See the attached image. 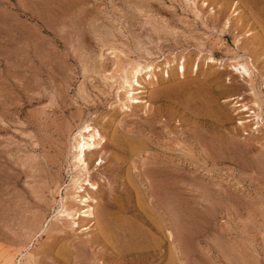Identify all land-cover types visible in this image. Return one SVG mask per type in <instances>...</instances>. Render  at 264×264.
Returning a JSON list of instances; mask_svg holds the SVG:
<instances>
[{"label":"rangeland","instance_id":"1","mask_svg":"<svg viewBox=\"0 0 264 264\" xmlns=\"http://www.w3.org/2000/svg\"><path fill=\"white\" fill-rule=\"evenodd\" d=\"M263 16L264 0H0V264H264ZM133 63L152 66L139 104L120 85ZM86 124L106 144L78 174Z\"/></svg>","mask_w":264,"mask_h":264},{"label":"bare ground","instance_id":"2","mask_svg":"<svg viewBox=\"0 0 264 264\" xmlns=\"http://www.w3.org/2000/svg\"><path fill=\"white\" fill-rule=\"evenodd\" d=\"M225 26H227V24ZM263 34H264V32H263ZM210 61L211 62H214V59L213 60L211 59ZM150 64L151 63H149V65L148 64L147 65H141V64L136 63L132 67H129L128 66L129 68L127 67V69H125L122 73H120V74H122V77L120 75V77L122 79L121 80L122 83L120 84L121 85V89L124 90V92L126 94V99H127V102L128 103H130V104H139V103H141L140 98H139L138 95L143 93V91L140 90V89L143 88V86L140 84L139 78H140V76L143 73H145L148 70L152 69V66ZM235 68H236V71L238 70L240 72V74L242 75L243 78L246 79V77L251 76L250 75V68L248 67V65L246 66V65H243V64H241V65L240 64H237V66H235ZM123 69L124 68H122V70ZM186 71H187V69H186V66H185V62L180 63L179 66H178V68H177V74L180 75L183 78L185 76V74H186ZM254 96H257V95L254 94ZM240 100H242V98H240V97H231L228 101H230V102L232 101L234 103V107H236L238 109V112L239 113L252 112L250 110V108L248 107V105L246 103H240L239 102ZM254 102H255V105L257 107H259V105L256 103L258 101L256 100ZM252 115H254L256 117V119L258 120L257 124H259L260 117H259L258 113H256V111H255V112H252ZM248 117H251V116H248ZM257 128H258V126L256 127V129ZM77 134H78L76 136L77 139H75L77 141H75L76 144L74 146L75 154L72 157L74 159L73 161L75 162V166L74 167L78 168V172H77L78 174H80V173L81 174H84V173L89 174L90 171H91L90 161L92 160V158L95 155H98V154H100L102 152V150L104 148V145L106 144V140H105V137L103 135H101V133L99 132V130H97V129L91 127V126H89L88 124H86L83 127H81V129L79 130V132ZM98 160H99V163L97 165H101V163L103 162V159H102V157H100V155L97 158V161ZM74 183H75V185H73V188H75V190H78V193H80V192H83L84 193L85 192V190H83L84 184H82V183L78 184L79 183V179H77V180L75 179V182ZM85 185L86 186L87 185L90 186L91 189H94L95 188V184L91 183L89 180H87V182H86ZM69 195H71V194H69ZM70 197L71 196H69V198ZM72 197H73V195H72ZM77 197H79L78 200H77V203H79L84 208V211L79 212V217H83L85 220H88L89 221L91 219V217L94 215V207L92 206V203L94 202V199H92V197L90 195H86L85 196V194H84V196H77ZM73 198H71L70 201L73 200ZM74 201H76V200H74ZM73 202H71L68 205H66V208L63 211V213L66 214L67 218L68 217H71L73 219L74 218L73 216L74 215L76 216V213L73 215V207L75 205ZM128 233H130V232H128ZM132 238L134 239V237H132ZM130 239H131V237H130ZM130 249L132 250V247L131 246H130ZM2 254H4V253H2ZM10 256H8L6 258H9ZM11 257L13 258V256H11ZM12 258H9V260L7 262H5V263L6 264H14Z\"/></svg>","mask_w":264,"mask_h":264}]
</instances>
